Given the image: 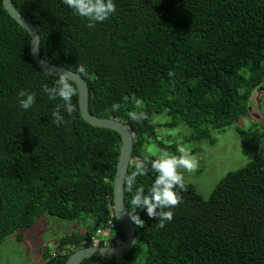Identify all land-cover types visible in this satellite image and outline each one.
<instances>
[{
    "label": "trees",
    "instance_id": "trees-1",
    "mask_svg": "<svg viewBox=\"0 0 264 264\" xmlns=\"http://www.w3.org/2000/svg\"><path fill=\"white\" fill-rule=\"evenodd\" d=\"M13 2L37 26L43 58L75 71L86 66L80 74L89 85L90 111L119 118L135 133L127 176L138 161L156 158L145 153L152 139L170 151L175 146L157 140L155 114L166 111V126L185 124L196 138L213 143L212 131L247 115L254 91L264 83V0H116L117 13L91 29L62 0ZM169 71L175 76L169 78ZM57 78L35 64L29 32L0 0V244L45 212L92 218L97 230L117 221L113 181L121 136L83 119L78 89L75 111L63 114L67 123L52 124L55 103L42 85L52 86ZM20 90L36 93L33 108L19 107ZM133 94L143 102L136 110L148 119L128 118ZM148 167L133 192L137 186L147 191L154 181ZM180 174L184 188L172 222L161 229L137 209L145 224L135 226L131 253L81 264H134L141 244L146 253L137 264H264V154L228 172L208 197ZM131 197L125 183L129 212ZM95 233L63 236L57 255L92 245ZM108 242L115 244L113 231Z\"/></svg>",
    "mask_w": 264,
    "mask_h": 264
},
{
    "label": "rangeland",
    "instance_id": "rangeland-1",
    "mask_svg": "<svg viewBox=\"0 0 264 264\" xmlns=\"http://www.w3.org/2000/svg\"><path fill=\"white\" fill-rule=\"evenodd\" d=\"M171 117L167 112L154 115L158 124L157 140L165 145H175L173 150L163 148L154 139L146 145L145 153L155 156L161 151L179 156L178 146H183L194 160L192 170L179 169L188 182L193 183L205 197L210 196L216 184L230 171L244 167L256 155L264 154V87L254 91L247 115L241 116L221 130L212 131L210 139H198L194 130L185 124L166 126ZM92 218L63 219L47 212L37 218L34 225L6 237L0 244V264H46L47 258L57 255L59 240L71 233L90 231L97 227ZM104 236L108 232L104 230ZM22 234V239L18 238ZM69 253L67 249L60 254ZM146 253L141 244L133 252L134 264ZM47 256V258H46Z\"/></svg>",
    "mask_w": 264,
    "mask_h": 264
},
{
    "label": "clouds",
    "instance_id": "clouds-1",
    "mask_svg": "<svg viewBox=\"0 0 264 264\" xmlns=\"http://www.w3.org/2000/svg\"><path fill=\"white\" fill-rule=\"evenodd\" d=\"M62 4L72 10L75 16L86 20L89 29L109 20L117 13L116 0H62ZM77 71L81 74L85 73L86 66L79 65ZM167 75L172 78L175 76V72L169 71ZM42 92L49 101L55 103L51 112L52 124L57 127L66 124L67 121L63 114L66 113L70 116L75 111L72 98L77 95V88L73 86L71 78L60 74L52 86L42 85ZM17 99L19 107L27 111L36 104L37 95L35 92L20 90ZM126 99L128 98L126 97ZM131 103L134 110L127 113L131 121L140 122L148 119L143 110H136L142 109L143 102L140 98L133 94ZM119 109V104L112 105L113 111H119ZM176 151L180 154L179 156L161 151L155 159L149 161L146 157L143 161H138L135 164V170L125 178L127 191L132 193L130 203L134 209L128 213V216L130 222L137 228H142L145 224V220L141 219L137 209L146 212L149 219H155L157 226L161 229L165 227L166 223L172 222L173 209L181 203L178 190L184 188L183 178L178 170L190 171L195 164L183 146H178ZM149 163L151 171L155 174L154 181L147 191L144 186H137L133 192V185L137 183V177L148 174Z\"/></svg>",
    "mask_w": 264,
    "mask_h": 264
},
{
    "label": "water",
    "instance_id": "water-1",
    "mask_svg": "<svg viewBox=\"0 0 264 264\" xmlns=\"http://www.w3.org/2000/svg\"><path fill=\"white\" fill-rule=\"evenodd\" d=\"M2 2L10 16L29 32L31 36V55L35 64L50 75L58 77L60 74H64L76 84L79 108L83 119L93 126L112 129L121 136V147L113 181V212L117 220L113 226L115 244H92L81 247L67 255H56L46 264H60L65 259L64 264H81L89 258L98 260L126 256L131 253L137 242L135 226L129 220V210L125 201V178L133 160L135 133L125 121L119 118L98 116L92 113L89 108L90 93L86 79L75 70L43 58L40 49L41 38L37 26L15 6L13 0H2ZM263 87L264 83L259 88ZM120 229H122L125 237L122 236Z\"/></svg>",
    "mask_w": 264,
    "mask_h": 264
},
{
    "label": "built area",
    "instance_id": "built-area-1",
    "mask_svg": "<svg viewBox=\"0 0 264 264\" xmlns=\"http://www.w3.org/2000/svg\"><path fill=\"white\" fill-rule=\"evenodd\" d=\"M114 216V212H112V217ZM115 222L110 220L108 223V227L106 229H98L96 231V233L91 237V240L93 242V244H101V242H103V244H108L109 242V238L111 236V233L113 231V226H114ZM104 230H106L108 232L107 236H104Z\"/></svg>",
    "mask_w": 264,
    "mask_h": 264
},
{
    "label": "flooded vegetation",
    "instance_id": "flooded-vegetation-1",
    "mask_svg": "<svg viewBox=\"0 0 264 264\" xmlns=\"http://www.w3.org/2000/svg\"><path fill=\"white\" fill-rule=\"evenodd\" d=\"M52 259V258H51ZM51 259H49L48 261H50ZM95 261H98V260H95ZM99 264H104V262H100Z\"/></svg>",
    "mask_w": 264,
    "mask_h": 264
}]
</instances>
